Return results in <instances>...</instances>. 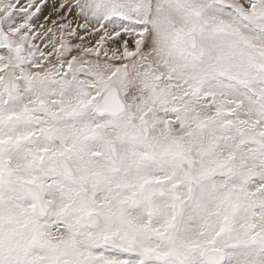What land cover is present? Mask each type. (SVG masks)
<instances>
[{
	"label": "snow or ice",
	"instance_id": "obj_1",
	"mask_svg": "<svg viewBox=\"0 0 264 264\" xmlns=\"http://www.w3.org/2000/svg\"><path fill=\"white\" fill-rule=\"evenodd\" d=\"M0 264H264V0H0Z\"/></svg>",
	"mask_w": 264,
	"mask_h": 264
}]
</instances>
